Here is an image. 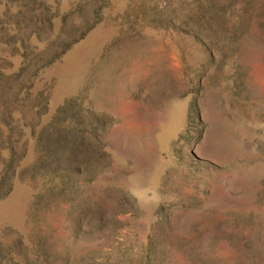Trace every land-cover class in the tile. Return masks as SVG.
Listing matches in <instances>:
<instances>
[{
	"label": "rangeland",
	"instance_id": "rangeland-1",
	"mask_svg": "<svg viewBox=\"0 0 264 264\" xmlns=\"http://www.w3.org/2000/svg\"><path fill=\"white\" fill-rule=\"evenodd\" d=\"M0 264H264V0H0Z\"/></svg>",
	"mask_w": 264,
	"mask_h": 264
}]
</instances>
